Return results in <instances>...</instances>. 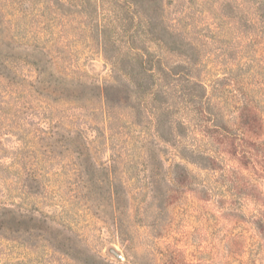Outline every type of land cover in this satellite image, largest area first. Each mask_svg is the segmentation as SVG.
Returning <instances> with one entry per match:
<instances>
[{
    "label": "rangeland",
    "instance_id": "obj_1",
    "mask_svg": "<svg viewBox=\"0 0 264 264\" xmlns=\"http://www.w3.org/2000/svg\"><path fill=\"white\" fill-rule=\"evenodd\" d=\"M56 1L0 0V141L6 140V146H0V213L8 208L47 218L57 229L77 234L83 246L112 264H133L136 260L141 264H169L172 258L165 254L168 246L177 249L179 259L187 252L199 255L203 240L199 223L209 216L206 211L215 213L218 200L250 219L264 201L261 205L248 201L252 198L245 192H253L243 177L237 176V189L229 191L221 186L234 184L222 179L220 172L184 161L193 174L187 187L178 185L176 193L168 192L164 202L161 198L153 201L155 169L148 160L150 151L158 147L164 152L163 159L168 161L158 166L166 182L174 164L182 160L158 138L146 108L139 114V107L132 109L134 103L104 111L101 105L85 107L83 98L80 103L62 101L56 92L58 79L106 86L116 84L120 75L126 82L114 68L116 57L125 68L123 53L162 55L163 50L148 38L140 39L143 30H138L139 18L123 0H69L75 4L73 8ZM262 1L160 0L166 6L165 21L175 24L197 45L203 67L212 70L210 79L227 77L229 91L234 87L244 92L259 80L255 72L264 70V26L258 9ZM126 19L129 31L124 30ZM165 57L175 63L181 59ZM128 83L114 88L112 102L134 97L126 89H131ZM29 115L42 120H30ZM41 122L50 124L51 134L41 130L46 127ZM82 122L92 129L86 138L97 136L88 148L87 163L80 159L82 150L77 144L66 146L73 124L76 128ZM6 133L10 135L9 145ZM168 150L171 155L166 157ZM30 176L40 180V187ZM166 182L162 183L164 190ZM202 182L215 190L209 210L192 197L199 189L196 184ZM192 212L199 219L193 217L195 226L190 229L186 225ZM28 226L35 224L29 220L7 222L6 227L15 231L0 230V264H75L49 253L40 241L36 243L37 239L23 234ZM249 227L238 224L228 231L241 233L244 250L253 253L245 256L246 264H252L248 259L254 257L256 264H264L263 252L255 256L258 248L251 245L255 241L249 239ZM125 233L134 239L132 249H127ZM220 236L212 241L221 244ZM190 245L186 253L180 252ZM230 259L227 264H239L237 259Z\"/></svg>",
    "mask_w": 264,
    "mask_h": 264
},
{
    "label": "trees",
    "instance_id": "obj_2",
    "mask_svg": "<svg viewBox=\"0 0 264 264\" xmlns=\"http://www.w3.org/2000/svg\"><path fill=\"white\" fill-rule=\"evenodd\" d=\"M56 3L63 6L67 5L70 8L75 5L73 1L69 3V0H65V2L57 0ZM123 5L132 8L136 17L139 18L138 30H143L140 39L146 40L148 38L149 41L159 44L163 50L162 55L153 52L123 53L121 57L127 63L125 68L121 67V64L117 62L119 58L116 57L114 68L123 78H126V82L120 80V75L116 84L106 86L82 82L81 80L66 82L62 78L58 79L57 84L60 86L56 92L63 99L62 101L80 103L81 98H83L85 107L101 105L100 107L104 111L107 109L109 111L110 108H123L126 105L132 106L134 103L132 109L137 111L139 107V114L140 110L146 108L154 119V129L158 138L167 145L173 155L182 160L180 163L174 164L166 182V178L165 180L162 179V172L158 166L168 161L163 159L164 152L158 147L150 151L148 160L152 161L155 169L153 174L154 202H159L160 198L164 202V197L167 194L176 193L178 185L187 187L193 174L189 167L184 164L186 162L197 165L206 171L220 172L222 179L226 178L227 183L234 184V187L227 186V184L221 187H226L228 190L230 188L231 191L237 189L235 187L236 177H243L253 192V194L245 192L246 196L252 198L248 201L258 202L261 205V200L264 201V70L255 72L259 80L249 86L247 91L244 92L234 87L229 91V78L215 76L210 79L212 70L203 67L202 54L195 42L183 32H179L175 24H168L165 21L163 11L166 6L160 0H123ZM258 9L262 13L264 26V0ZM126 21L128 24L124 25V30L129 31L130 22L128 19ZM7 39L9 41V36ZM169 55L171 57L179 56L180 62L175 63L167 60L165 56ZM127 82L130 83L126 86L131 89H126L131 90L134 97H128L127 102H112L111 94L114 88L119 85L124 86L121 83L126 84ZM226 82L228 84H225ZM52 85L48 88L51 89ZM116 92L119 94L121 90H116ZM34 117L37 122L42 120L38 115H29L30 120ZM41 124L46 125L44 129H41L44 133H52V127L49 123L41 122ZM73 127L74 130L68 134L66 143L69 144L66 146L77 144L82 150L78 153L80 159L83 162L86 160L85 163H87L90 160L87 154L88 148L94 143L97 136L93 139L86 138V134L92 129L85 122L76 124V128L73 124ZM99 131L97 130V132ZM5 135L9 145L10 135L9 133ZM5 141H0V146ZM4 146L6 145L4 144ZM169 150L166 157L171 155ZM146 161L144 160V162ZM233 163L238 164L236 166ZM232 168L235 169L232 170ZM3 171L5 172V169ZM30 178L36 186L40 187V180L32 176ZM163 182L167 184L165 185L166 190L163 189ZM196 185L199 189L192 197L197 199L201 208L209 210L214 197V188L207 182ZM3 195L2 192V197ZM219 195L222 199L220 191ZM220 201L221 205L218 200V205L213 207L216 208L215 213L210 210L206 211L209 216L199 223V227L203 229L202 245L198 248L200 253L197 252L199 255L189 253L192 257L190 258L187 252L192 247L190 245L187 249L180 251L183 254L187 253L183 255V259H179L177 254L175 256L176 251L174 250L177 249L168 246L165 254L166 257L172 258L169 264H227L228 260H231L230 258L237 259L239 264H246L245 256L253 253L248 250L249 254L247 250H244L246 249L243 246L245 240L241 233L230 234L228 231V227L238 224L250 226L249 239L255 241H252L251 245L258 248L255 256L257 257L262 252L264 254V203L255 209L256 213L251 214L250 219H247L242 216L240 210L234 207H226L223 201ZM192 213L191 222L186 225L190 229L195 226L193 217L197 221L199 219V216H195V212ZM27 220L34 222L35 226H28L22 233L27 234L30 239H37L36 243L40 241V244L47 248L49 253L59 254L65 260H71L75 264H112L83 246L77 234L72 231L66 233L57 229L47 221V218H38L35 215L22 214L6 208L0 213V230L14 232L15 230L12 228L6 227L7 222L23 223ZM154 221L157 223L158 216ZM119 233L117 226V234L119 235ZM122 235L128 241L127 249H132L134 239L131 234ZM216 236L222 238L219 245L215 242L218 239ZM0 237L3 235L0 234ZM213 238L215 241H212ZM21 245L25 247V245ZM248 260L252 264H256L257 261L255 257ZM133 264L141 263L136 260Z\"/></svg>",
    "mask_w": 264,
    "mask_h": 264
}]
</instances>
